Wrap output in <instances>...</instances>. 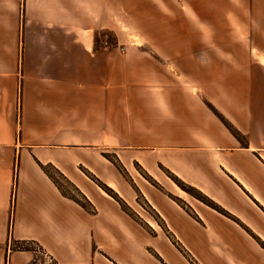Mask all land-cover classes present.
Instances as JSON below:
<instances>
[{"label": "crops", "instance_id": "1", "mask_svg": "<svg viewBox=\"0 0 264 264\" xmlns=\"http://www.w3.org/2000/svg\"><path fill=\"white\" fill-rule=\"evenodd\" d=\"M27 242L264 264V0H0V264Z\"/></svg>", "mask_w": 264, "mask_h": 264}, {"label": "built area", "instance_id": "2", "mask_svg": "<svg viewBox=\"0 0 264 264\" xmlns=\"http://www.w3.org/2000/svg\"><path fill=\"white\" fill-rule=\"evenodd\" d=\"M99 37L100 44L103 48H109L111 46V36L109 33H101ZM11 247H16L18 250H29L32 253L30 264H55L49 254L34 242L17 245L11 244Z\"/></svg>", "mask_w": 264, "mask_h": 264}, {"label": "trees", "instance_id": "3", "mask_svg": "<svg viewBox=\"0 0 264 264\" xmlns=\"http://www.w3.org/2000/svg\"><path fill=\"white\" fill-rule=\"evenodd\" d=\"M228 129L230 130V132L232 133V135H234V137H236V138L238 137V133H237L234 129H232V128L229 127V126H228ZM42 169H43V171L48 175V177L54 182V184L57 186V188L62 192V194H63L64 196L69 197L70 199L74 200L76 203H78V204L81 205L82 207L87 208L86 205H85L83 202L79 201V200H78L77 198H75L74 196H72V195H68V194L64 193V192L62 191V189H61V186H60L58 180H57L54 176H52V175H51V174H50L45 168L42 167ZM57 176H58L61 180H63L59 174H58ZM178 185L181 187L182 190H184V191H186L187 193L193 195V196L196 197L197 199H199V200H201V201H205L204 198H203L201 195H199V194H197L196 192H194L191 188H188V187L184 186V185L181 184V183H178ZM207 203H208V205L214 207L211 203H209V202H207Z\"/></svg>", "mask_w": 264, "mask_h": 264}, {"label": "rangeland", "instance_id": "4", "mask_svg": "<svg viewBox=\"0 0 264 264\" xmlns=\"http://www.w3.org/2000/svg\"><path fill=\"white\" fill-rule=\"evenodd\" d=\"M110 40H111V37H110ZM111 45H112V43H111ZM58 182H59L64 193H66L68 195H72L74 197H77L76 192L73 190V188L70 187L69 184H67L66 182H64L60 178H58Z\"/></svg>", "mask_w": 264, "mask_h": 264}]
</instances>
